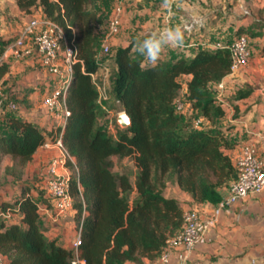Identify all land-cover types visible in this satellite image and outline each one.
<instances>
[{"label":"trees","instance_id":"16d2710c","mask_svg":"<svg viewBox=\"0 0 264 264\" xmlns=\"http://www.w3.org/2000/svg\"><path fill=\"white\" fill-rule=\"evenodd\" d=\"M100 1L16 2L23 16L41 8L75 45L76 61L65 95L70 114L59 132L63 147L73 158L65 167L71 172L68 186L73 217L80 229L78 256L85 264L158 261L167 241L183 230L185 209L176 198L164 195L167 185L173 181L196 203L214 206L238 179L233 158L227 153L236 146L226 135L233 125L222 126L226 107L224 97L223 101L218 98L217 86L231 73L229 43L243 35L250 43L260 33L237 29L218 48L200 43L189 57L179 54L143 68V58L132 54L133 44L117 48L109 55L113 68L108 74L106 100L119 105L130 123L121 126L117 122L118 131L113 135L100 123L109 111L98 104L100 93L93 78L106 61L97 31V25L103 23ZM10 44V40L0 39V57ZM262 50L264 53V46ZM9 72L8 63L0 65V86L7 83L4 78ZM182 76L190 78L183 81ZM251 92L245 86L230 99L233 120L248 113V108L240 111L236 101ZM177 100L188 109L178 112ZM0 113L4 179L0 186L12 188L11 199L0 201V254L4 263L71 264L73 249L57 238H47L40 224V206L53 208L47 190L53 178L49 166L44 186L36 178H24L38 149L57 139L24 117L19 105L17 110L4 106ZM196 119L202 120L200 128L194 127ZM113 157L134 161L138 170L134 183L127 174L114 171Z\"/></svg>","mask_w":264,"mask_h":264},{"label":"crops","instance_id":"0c3cea01","mask_svg":"<svg viewBox=\"0 0 264 264\" xmlns=\"http://www.w3.org/2000/svg\"><path fill=\"white\" fill-rule=\"evenodd\" d=\"M201 1L206 3V0H199V2ZM117 2L118 0H101L98 5L99 17L102 19L104 16H108L105 23L107 26L104 23L97 25V31L101 32V45H108L109 52L111 47L115 51L117 48L133 44L137 38H143L153 31L160 30L162 27L178 23L186 26L185 46L182 49L166 50L162 58L163 61H170L174 56L179 54L189 57L193 49L192 46L188 47L189 44H198L203 40H208L207 42L210 41L211 43L221 41L216 39L217 36H214V39H212L216 33V26L214 24H211V27L206 29V25L210 21L218 18L217 15L213 18H207L216 10L210 11L196 0L191 2L190 0H176L170 17L167 19L165 18V9L161 12L143 10L139 12V14L143 15L142 18L137 19L134 10L135 1L128 0L124 6L125 15L120 34L106 38L108 23L113 14V11H111L112 14H110L111 12L109 13L110 15L106 13V9L109 5ZM176 4L182 6L177 7ZM255 4L260 13H258L257 18L252 19L251 28L254 32H259L260 34L258 37L250 39V63L248 67L230 73L223 79L226 87L224 91L226 117L222 121V126L225 127L226 123L233 125L226 135L229 140L236 142V146L227 151L231 157L245 143H252L261 150L264 149V53L262 50L264 46V0H260L259 3ZM160 5L161 3H159ZM112 10H114V7ZM39 14L44 15L41 8H39ZM222 14L223 12H220V15ZM33 16L32 14L24 17L28 18V22ZM221 18L224 17L221 16ZM232 18L230 17L227 22L232 23ZM143 22H148L146 24L148 28L145 30L139 28ZM240 26L242 25L238 27ZM238 27L236 29L235 27L232 28L236 31L239 29ZM249 27L247 25L245 28ZM233 33H228L225 41L221 42L224 43L226 40L232 38ZM28 44L32 48V45ZM132 54L139 56L133 52ZM102 56L105 57L106 61L102 63L103 69L97 76V81L99 82H102V79H99L102 75L106 74L107 77L109 76L108 72H106L110 69L109 67L112 66L113 68V62L109 59V55L104 54ZM5 62L9 64L10 72L4 78L7 80V83L0 87L9 90L10 94L8 96L10 99H18L21 102L23 108L22 110L20 109V113L24 117L34 121L41 129L54 133L57 139V142H49L48 146L39 148L25 170L24 178H36L38 179V184L44 186L47 179L48 166L53 159L59 158L62 152L58 144V140L60 139L59 130L63 127L64 123L62 115L49 113L41 107L44 97L56 89L57 79L42 66L40 56L34 48L29 56L21 59L8 53ZM110 62L111 66L109 65ZM189 78L190 76L180 77L183 81ZM245 86L251 88L253 92L247 98L236 101V104L240 111L248 108V113L244 117L233 120L232 115L234 111L230 99L234 97L238 89ZM110 129L112 128L110 127ZM8 163L6 162L5 165ZM60 170L66 177H69L71 174L70 170L66 167H61ZM2 175L3 167H0V183L4 180ZM176 188L180 199L190 201V208H198L204 215L212 214L213 205L209 203H196L190 195L181 191L179 187ZM11 191L12 188L9 186H0V201L11 199ZM164 195L169 198H175L165 191ZM53 213V208L47 209L43 204L40 206V224L42 230L47 231V234L44 233L45 236L50 239L57 238L59 243L64 244L67 248H71V244L76 239L80 229L77 228L75 220L70 217L65 219L61 217V221H58L59 223L53 222L51 219ZM178 252L179 249L172 248L167 263L161 260L150 261L144 259L142 264H179ZM189 260L191 263L198 264H264V191L259 195H251L223 211L218 218V222L207 229ZM0 264H5L1 254Z\"/></svg>","mask_w":264,"mask_h":264},{"label":"built area","instance_id":"2783aa9c","mask_svg":"<svg viewBox=\"0 0 264 264\" xmlns=\"http://www.w3.org/2000/svg\"><path fill=\"white\" fill-rule=\"evenodd\" d=\"M126 1L128 0H120L114 7L108 24L106 38L117 36L121 32L125 15L124 4ZM169 17L170 13L166 10L165 18ZM28 43L32 45V48L28 46ZM201 43L212 48H218L223 45L221 41L216 43L203 41ZM199 44L192 43L188 47H196ZM228 47L231 54V73L248 67L251 59L248 38L244 35L240 36L231 41ZM33 48L40 56L42 66L57 79L56 89L44 97L41 107L49 113L61 114L65 123L70 114L65 103V95L70 83L73 64L76 61L74 57L75 45L70 43L63 30L45 15L33 16L24 24L17 39L7 47L4 54L0 57V65L5 62L8 53L21 59L29 56ZM100 52L107 54L109 46L103 44ZM93 78L100 93L98 104L105 108L103 101L108 98L107 87L105 84L99 85L97 83L96 75ZM217 87L219 89L218 98L223 101L225 84L222 81ZM224 104L226 105L225 102ZM4 106L10 110L18 109L17 103L11 100L0 87V112ZM176 110L178 112L185 111V105L181 100H177ZM201 124V119L194 121L195 128H200ZM58 144L62 149V156L51 161L49 173L53 175V178L47 183L48 195L53 200L54 213L51 215V219L55 223L59 221L62 215L73 209V198L68 186L69 177L64 176L59 170L60 167H65L68 159L73 161V158L67 153L60 139L58 140ZM48 145L49 143L45 144V146ZM232 158L239 174L237 181L231 184L222 201L213 206L211 215H204L200 210L194 208L184 211L183 230L176 238L167 241V247L160 258L162 262L167 263L172 248H177L179 249V264H198L191 263L189 258L207 229L218 222L220 214L251 195L263 193L264 149L261 150L252 143H245L238 148V151ZM79 244L80 232L71 244L74 253L71 264H85V261L78 256Z\"/></svg>","mask_w":264,"mask_h":264},{"label":"rangeland","instance_id":"374dc122","mask_svg":"<svg viewBox=\"0 0 264 264\" xmlns=\"http://www.w3.org/2000/svg\"><path fill=\"white\" fill-rule=\"evenodd\" d=\"M16 1L17 0H0V39L10 40L11 44L17 39V37L20 34L21 29L23 28L24 24L27 22V19H28L27 17H24L21 14ZM119 1L120 0H118L117 3L109 5L106 9L107 10L106 13L109 14L111 11H113L112 10L113 7H115L119 3ZM133 1H135L134 10H135V15L137 19L142 18L143 15L139 14V12H142L143 10H150L151 12H161L163 10L161 5L159 6V3L162 4L163 0H159L162 2H159L158 0H133ZM191 1H195V0H190V2ZM196 1L199 2V0H196ZM259 1L260 0H206V3L202 1L199 2L201 3L200 5H202L204 8H208L210 11L216 10L212 15L207 17L209 19V18H213L215 15L218 16L216 20H212L210 21L209 24L206 25V29L211 27V24H214V26H216V33L215 35H213L212 39H214V36L215 37L217 36L216 39L225 41L226 37L228 36V33L230 32L233 33V31H235L232 27H235L236 29L239 25H242L238 28L243 33H245V30L247 29V28L245 29L247 25L250 26L248 29H252L251 28L252 19L257 18L258 13H260L258 7L255 4V3H259ZM219 5H221V7H219ZM220 12H223V14L220 15ZM32 14L34 16L40 15L39 9H35ZM110 14H112V12ZM221 16H223L224 18H221ZM230 17L231 18L233 17L232 23L227 22V20H229ZM106 18L108 19V16L106 17L104 16L102 18V21L105 26H107V24H105L107 21ZM147 23L148 22H143L139 26V28L143 30L147 29L148 28L146 25ZM101 31L103 32V30ZM248 33L246 32L247 35H250ZM112 51L113 49L111 47L110 52H108V55H110ZM109 65L111 66V62L109 63ZM109 68L110 70L106 71L108 72V74H110L112 66ZM99 79H102L101 81L105 82V83H102V82L97 81L99 85H103V84H105V86L109 85V81H108L109 76L107 77L106 74L102 75L101 78ZM2 90L5 93H7V95L10 94L7 88H2ZM11 100L15 101L19 105L20 109L22 110L23 106L21 102H19L18 99L12 98ZM103 105L109 112H107L106 117H103L100 120V123L105 125L107 128H109V130L111 131L113 135H116L118 131V128L116 125L118 122L117 117L121 115L123 112H121L119 105H117L112 100H108V101L104 100ZM101 108L103 110L105 109L103 107ZM187 109L188 107H185V110ZM110 127L112 129H110ZM61 156H62V152H61ZM113 160L115 161L114 171L117 173L127 174L133 182L138 172L134 161L131 158L117 159L116 157H113ZM176 187L177 186L172 181L170 184L167 185L164 191L167 192L169 195H172L175 198H177V200L182 205L183 209H185L184 211L191 209L190 201L185 200V199H180L178 192L176 191L177 190ZM73 214H74V210H70L64 215H62L61 217L64 219L69 218V217L74 219ZM59 221L61 220L59 219ZM43 231L45 234H47L46 230H43Z\"/></svg>","mask_w":264,"mask_h":264},{"label":"clouds","instance_id":"9594fccd","mask_svg":"<svg viewBox=\"0 0 264 264\" xmlns=\"http://www.w3.org/2000/svg\"><path fill=\"white\" fill-rule=\"evenodd\" d=\"M174 3L176 0H163L161 7L171 14ZM176 6L181 7L182 5L176 4ZM185 33L186 26L183 24L167 25L143 38H137L131 51L143 58L141 68L145 65L155 66L162 60L166 50L182 49L185 46Z\"/></svg>","mask_w":264,"mask_h":264},{"label":"water","instance_id":"95a60500","mask_svg":"<svg viewBox=\"0 0 264 264\" xmlns=\"http://www.w3.org/2000/svg\"><path fill=\"white\" fill-rule=\"evenodd\" d=\"M117 121L121 126H127L130 123V118L125 112H123L117 117Z\"/></svg>","mask_w":264,"mask_h":264}]
</instances>
